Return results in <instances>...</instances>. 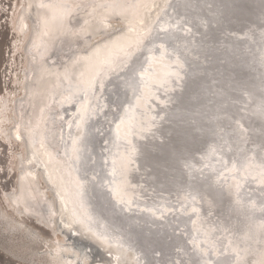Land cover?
<instances>
[{"label": "bare ground", "instance_id": "bare-ground-1", "mask_svg": "<svg viewBox=\"0 0 264 264\" xmlns=\"http://www.w3.org/2000/svg\"><path fill=\"white\" fill-rule=\"evenodd\" d=\"M23 1L35 25L18 18L14 48L25 52L23 97L33 86L22 115H31L19 130L20 96L2 98L0 138L24 151L6 202L49 230L23 232L36 252L50 264H264V24L226 41L237 70L219 67L227 54L215 51L220 84L194 75L169 106L171 73L196 56L179 25L222 23L221 0ZM245 2L263 14L264 0ZM57 44L71 50L50 65ZM61 97L59 138L45 116ZM105 123L115 133L100 145Z\"/></svg>", "mask_w": 264, "mask_h": 264}, {"label": "rangeland", "instance_id": "rangeland-1", "mask_svg": "<svg viewBox=\"0 0 264 264\" xmlns=\"http://www.w3.org/2000/svg\"><path fill=\"white\" fill-rule=\"evenodd\" d=\"M85 5L93 9H97L98 7L97 2L88 3V1H86ZM28 11L29 8L25 7V2L23 0H0V100L10 96V94L11 98L20 96L17 109V113L20 115L18 114L15 116V121L17 122L16 126L17 128L19 127V130L26 127V125L23 124L25 123V117L28 119L31 115V112H29V117L28 115L24 116L26 102L29 98L28 96H30V94L27 93H29L30 86L32 87L33 85L31 81L23 97L20 81L23 78L22 69L25 66V52L22 48L15 50L14 45L19 39L17 37L18 30L16 26L19 17L24 18L29 26H34L32 25L34 24L33 21L28 18ZM32 43L33 40L30 43L31 52L34 50ZM70 50L71 49L66 44L54 45L49 53L50 65L67 61ZM103 63H105L107 67H111L112 65L118 64V61L114 62L113 59H111ZM33 79L34 78H32V80ZM51 99L52 96L48 98V101L50 102ZM65 99L64 97L57 100L54 99L48 106L49 110L47 109L51 114L53 111V114L51 115L47 112L45 116L46 122H53V125L51 124V126H53L52 130L55 134L57 132L58 137L60 134L59 138H61L63 133L62 119L65 116L63 111V105H66V103H64ZM67 99L69 100L67 103L71 104L72 100H70L69 97ZM63 100L64 102L62 103ZM22 113L24 115H22ZM48 116H50L51 119ZM17 118L19 121H17ZM19 118H22V120ZM56 122L57 125L59 123L58 126ZM69 125V123L66 124V128H68ZM55 127L59 130L55 129ZM23 155L24 151L20 144L15 141L8 142L0 138V264H50L49 259H46L44 254H38L36 249L33 248L32 245L35 241L33 242L23 233L25 230L29 229L32 236L43 235L46 237L49 236V230L41 224L35 223V220L27 215L22 214L23 216H21L19 220L17 217L18 214L10 207L5 198L6 195H9V193H12L17 188V164ZM37 182L44 185L40 178L37 179ZM46 193L49 194L48 192ZM6 220L8 221L7 223Z\"/></svg>", "mask_w": 264, "mask_h": 264}, {"label": "water", "instance_id": "water-1", "mask_svg": "<svg viewBox=\"0 0 264 264\" xmlns=\"http://www.w3.org/2000/svg\"><path fill=\"white\" fill-rule=\"evenodd\" d=\"M245 1L246 0H221L222 4L221 6H219L220 9L218 10L217 15H220V18H224L222 20V23L220 22V20H218L217 16L213 20V17L207 15L208 18L206 19V21H204V23L200 27L197 26V24L193 20L191 22L186 20L185 22L187 23H183L179 25L182 28H184V30L179 31V28H178V31L184 37L185 36L188 37L187 43L190 44L189 45L190 50L191 52H194L196 56L190 55L189 58L184 57L183 66L179 68L183 72L182 75L177 74L176 76L174 72L171 73L172 76H175V78H173V84H176V85L174 86V89L171 90L172 99L170 102L171 104L169 106L179 105V102H181L182 95L185 94L186 92V88L192 85L191 84L192 79L196 80L195 78H193L194 75L196 76L200 75L198 77H203L204 75L206 76V72H207V77H209L210 75L217 76L214 83L216 85L220 84L219 74L222 73V69L217 71V68L214 67L215 63L213 62L214 61L213 57L216 56V53H214L215 51H217L218 53L220 49L221 50L223 49L221 52L225 51L224 53L227 54V56H224V57H221L220 54H218V57L219 58L221 57L219 60V64L221 66L219 67L224 66V68L227 67V70H230V69L234 71L237 70L235 67H233L234 66V63L232 62L233 53H231V51H229L226 48L228 46L226 45V41L227 40L231 41V39L235 37L239 39L249 38V36L239 34L242 32L243 33L246 32V29L244 28L250 24L249 22L254 21L255 25L251 26L250 28V30L252 31L251 33H254V35H257L258 31H260V29L263 28V24H264V9H263V14L259 15L257 12H255V7L253 6V4H249L248 2H245ZM258 1L259 3H261L260 0ZM174 6H175L176 11L178 12L181 11L176 5ZM246 10H249V11H246ZM195 30H199V31L196 33ZM210 45H212L213 47H211ZM47 48H48V44H47ZM244 50L246 49L244 48ZM177 65L178 67H180L181 64H177ZM195 65H196V70L194 71V73L191 74V69H193ZM208 67L215 68V69L209 72V71H206ZM166 74H168V70L163 72V76H165ZM200 99H201L200 95H196L193 97L191 101L195 102V101H199ZM154 101L158 103L156 99H154ZM161 108L162 107H160L159 109ZM104 125L106 126V128L100 134H98L100 145L105 144V140H103L105 131H108V130L110 131L111 129V132H113V134L115 133V124L114 125L110 124V126H108L107 123H105ZM84 132L86 133V130ZM201 137H202L201 135H198L197 139H202ZM122 138L124 139L126 143L127 137L125 138L122 137ZM166 139H164V141H166ZM198 150H199V147H198ZM201 153L202 151H199L198 153L195 154V158L197 160H201V155H199ZM47 183L50 184L49 181ZM189 245L191 246V244Z\"/></svg>", "mask_w": 264, "mask_h": 264}, {"label": "snow or ice", "instance_id": "snow-or-ice-1", "mask_svg": "<svg viewBox=\"0 0 264 264\" xmlns=\"http://www.w3.org/2000/svg\"><path fill=\"white\" fill-rule=\"evenodd\" d=\"M74 144H75V142H74Z\"/></svg>", "mask_w": 264, "mask_h": 264}]
</instances>
